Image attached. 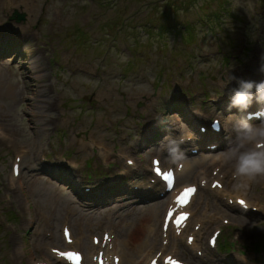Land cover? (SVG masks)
<instances>
[{
  "label": "rangeland",
  "instance_id": "374dc122",
  "mask_svg": "<svg viewBox=\"0 0 264 264\" xmlns=\"http://www.w3.org/2000/svg\"><path fill=\"white\" fill-rule=\"evenodd\" d=\"M15 1L0 4V96L5 80L15 90L13 100H0V264H34L50 247L64 248V222L86 256L90 236L111 229L123 242L120 218L138 231L164 195L162 184L150 186L148 171L152 155L174 164L166 136L192 137L181 146L188 161L217 158L234 141L245 114L228 111L238 87L230 78L264 80V0ZM15 10L24 20L11 19ZM212 117L223 124L221 134H198ZM89 140L109 150L107 160ZM18 150L25 165L13 177ZM121 153L131 155L133 167ZM216 163L206 166L208 176ZM221 170L226 193L214 199L205 186L192 202L193 214L212 216L198 235L200 255L176 238V256L189 264H264V177L244 191L243 210L228 201L237 183L231 164ZM111 221L115 226L97 230ZM217 228L210 248L207 238ZM161 241L158 234L155 248Z\"/></svg>",
  "mask_w": 264,
  "mask_h": 264
},
{
  "label": "bare ground",
  "instance_id": "6f19581e",
  "mask_svg": "<svg viewBox=\"0 0 264 264\" xmlns=\"http://www.w3.org/2000/svg\"><path fill=\"white\" fill-rule=\"evenodd\" d=\"M4 1H6V0H0V4L3 3ZM10 2H11V4L16 3L15 0H10ZM28 36H29V34H28ZM0 87H1V84H0ZM2 87H3L1 89L2 96H0V100L2 98L6 99V100H13L14 95H15V90H14L13 86L7 84L6 80H5L2 82ZM190 119H192V118H190ZM223 129H224V126L222 124L221 132ZM0 130H1V133H0L1 137H5L6 134L4 133L1 126H0ZM10 136H12V133ZM8 140H9L8 142L11 141L10 139H8ZM214 142L216 143L215 140L212 141V143H214ZM85 144H86V142L82 141V145L84 146L85 150H87L88 145L90 147H93L95 143L93 140H89V141H87V146H85ZM95 147L100 150V153H98V155L101 156L104 160H107L108 155H109V153H108L109 150L107 151V149L104 147V145L102 146L100 144H97V145L95 144ZM23 153H24L23 150H18V153H17V156H20V158H22L21 159L22 164H24L23 160L26 157L25 155H23ZM120 155H121V157L124 158V160H127V159L131 160L132 159L130 157L131 155L129 156V155L122 154V153ZM201 157L202 158L194 157L189 161L188 160H182L178 163H174L177 176H176V181H175L173 188L169 192H164V186H162L160 188V191L164 192V195L161 197L159 202H157L153 206V210H151V211L148 210L149 212L138 221V223L140 222V228L138 229V231H136V227L133 226L132 222H127L126 217L120 218V222L121 221L124 222V227L121 229L120 235L126 238L123 241V242L127 241V243H125V245L122 241H119L115 236H113L114 232L112 233L111 229H110V231L105 230V232H108L110 234V240L107 241L106 244L102 247V241H103V236H102L103 233L102 232H100L99 236H101V237H99L100 241L98 242L97 245H94L92 243V236H90L89 244H84V247L87 251L86 256L92 250L94 251V254L97 255V250L104 249L105 255L108 256V260L110 261V264H114L112 259H111V256L112 255L115 256L117 254L121 255V259H120V262L118 264H149V262L153 256H156L157 254L161 253V257H160L161 263L160 264H163L162 258L166 257L169 254L173 255L174 253L175 254L177 253L179 247H178V242L175 241L176 238H184L186 245L189 244L192 249L198 248L199 245H198L197 241H198V235L200 233V229L204 228L203 227L204 223H207L211 219L212 216H211L210 211H208V213L206 214V212L204 213V210L202 211V213L193 214L190 210V208L192 207V200L198 196L199 191L203 188V187H201V186H203V182H205L206 185H207V182H209L208 193H212V196L214 199L216 198L219 191L222 192L223 194L226 193V189L224 187H222L221 190L215 189L213 192L210 191L211 183H214L215 180L222 182L220 177L223 175V172L225 170L220 171L218 169V171L216 172V174L213 177H211V175L208 176L205 173L206 166L208 165V163L213 164L214 162H217L216 163L217 165L216 164H214V165L217 167H220V169H221V167H223V165L217 161V158H212L210 155H207V154L203 155L202 154ZM26 159H25V161H26ZM209 159L211 160L210 162H209ZM218 165H221V166H218ZM20 174H21V171H19V175ZM119 179H121L120 175L117 177H114V182L112 185H110L109 183L107 185L109 187H112L113 185L116 184L115 183L116 180H119ZM191 180H194V181L190 182ZM76 183H77V185L79 184L78 182H76ZM192 183H196L197 186L199 187L197 193H194V195L192 196L189 203H187L183 208H179V209L188 210L190 215L187 219V222L185 221L179 228H174L172 226H169V227H167L166 231L163 232L162 231V225L164 223L165 213L174 207L175 203H174L173 198H174L178 188H181L184 185L192 184ZM156 184H161V183L157 182ZM245 190L246 189H237L236 188L235 193L233 194L235 196L236 200H238L239 198H243L241 194L245 193L244 192ZM116 192H120L123 194V196H127V197H130L133 195V194H129L128 192L124 193V191L121 190L120 188H118ZM233 195H231L229 193V198H232L231 196H233ZM219 204L222 205L221 203H219ZM258 206H260V204ZM225 207L229 208L227 205ZM232 208H239V207L234 204L232 206ZM73 210L75 211L76 207L73 208ZM73 210H72V212L70 211L71 214H74ZM161 214H162V217H161ZM87 220H88V218H87ZM144 220H149V221H146L143 223ZM191 220L193 222V225H192L193 226V232L186 233L187 231H186V228H184V227H186L188 222H190ZM153 222H155V224L156 223L158 224V228H154ZM62 224H61V229H62ZM65 224L66 223H64V225ZM200 225H201V227H200ZM107 226L113 227V226H115V223H113L111 221L108 224H105L104 226H99L97 230H100L102 227H107ZM92 227H94V226H92ZM198 227H200L199 230H198ZM89 228H90V226H89ZM88 231L89 230L86 228V232H88ZM61 232H62V230H61ZM158 234L160 235V239L161 238L167 239L168 244L163 245L162 241H161L160 245L158 246V249H157L155 247H156V243H157L156 241H157ZM70 236L72 238V242L71 243L65 242L63 244V246L66 249L78 247V244H80V240H81L80 237H76L73 234H71ZM91 244H92V246H91ZM81 246H82V244H81ZM170 248H172V249H170ZM191 248L188 247L189 250H191ZM166 252H168V253H166ZM150 255H152V256L149 257ZM109 256H110V258H109ZM95 259H96V257L93 260L91 257V259L89 261L86 260L82 264H96ZM48 260H54V261L59 260L61 262V264H67V262H65L63 259H59V258H55V257L53 259H50L48 257ZM249 261L250 260L248 258L247 262H249Z\"/></svg>",
  "mask_w": 264,
  "mask_h": 264
},
{
  "label": "clouds",
  "instance_id": "9594fccd",
  "mask_svg": "<svg viewBox=\"0 0 264 264\" xmlns=\"http://www.w3.org/2000/svg\"><path fill=\"white\" fill-rule=\"evenodd\" d=\"M259 70L264 73V62ZM230 81H236L238 87L232 90L228 111L237 109L245 115L234 125L235 139L217 156V161L222 165L231 164L232 177L237 182L235 188L247 189L258 177H264V80L238 79L232 75ZM254 103L260 107L255 114L248 113ZM253 116L260 120L259 124L253 125L249 122ZM161 123L166 121L161 120ZM165 139L170 161L178 163L184 160L186 153L181 146L186 142L185 138L181 135L171 139L166 136ZM34 264L50 262L42 257L34 261Z\"/></svg>",
  "mask_w": 264,
  "mask_h": 264
},
{
  "label": "water",
  "instance_id": "95a60500",
  "mask_svg": "<svg viewBox=\"0 0 264 264\" xmlns=\"http://www.w3.org/2000/svg\"><path fill=\"white\" fill-rule=\"evenodd\" d=\"M11 19L15 20V21H22L24 20V14H20L18 13L17 10H15L11 16ZM231 98V97H230ZM230 98H228V101H230ZM257 112V110H254V111H249L248 110V113H251V114H255Z\"/></svg>",
  "mask_w": 264,
  "mask_h": 264
},
{
  "label": "snow or ice",
  "instance_id": "6c2138e0",
  "mask_svg": "<svg viewBox=\"0 0 264 264\" xmlns=\"http://www.w3.org/2000/svg\"><path fill=\"white\" fill-rule=\"evenodd\" d=\"M187 191H188V192H191V191H193V189H188Z\"/></svg>",
  "mask_w": 264,
  "mask_h": 264
}]
</instances>
